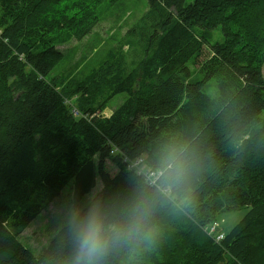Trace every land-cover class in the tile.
Here are the masks:
<instances>
[{
    "label": "trees",
    "instance_id": "16d2710c",
    "mask_svg": "<svg viewBox=\"0 0 264 264\" xmlns=\"http://www.w3.org/2000/svg\"><path fill=\"white\" fill-rule=\"evenodd\" d=\"M114 1L0 0V264H75L93 216L138 225L109 234L95 264H264V0H148L134 58L120 52L132 29L110 45L100 37L77 60L92 61L57 84L59 46ZM143 165L159 172L153 182ZM97 179L38 255L23 245L65 185L76 205ZM242 207L221 239L207 232Z\"/></svg>",
    "mask_w": 264,
    "mask_h": 264
},
{
    "label": "rangeland",
    "instance_id": "374dc122",
    "mask_svg": "<svg viewBox=\"0 0 264 264\" xmlns=\"http://www.w3.org/2000/svg\"><path fill=\"white\" fill-rule=\"evenodd\" d=\"M191 0H186L189 2ZM106 6V8H105ZM148 0H115L112 4H104L103 14L107 16L93 27L91 32L87 34L82 40H71L66 44L59 46L63 51L64 57L59 65H57L49 74L50 78H54L57 84L66 81V77L70 72L79 68L85 62H77L80 57L87 59L93 54L92 49L99 47L104 41L100 42V37L107 39L108 45L113 43L114 39L121 41L120 37L130 30V37L134 38V43L130 44V49L123 53L125 59L134 58L136 52L139 51L140 37L136 36V29L141 25L140 18L147 9ZM116 40V41H117ZM115 44V43H114ZM126 51V49H124ZM207 55L209 54L204 48ZM264 74V65L262 68ZM213 83V82H212ZM123 94H119L113 98L110 105L102 112L104 115L110 114L113 108L122 99ZM105 168L112 175L117 171L115 165L110 161H105ZM101 184L97 179L95 187L92 191L82 197L79 202L74 205L72 201V182H69L60 191L59 195L55 197L48 207L41 211V213L34 218L31 223L18 235L20 241L25 245L34 255H38L42 247L46 245L48 239L64 224L68 223L72 217L82 209L89 201L93 193H95ZM245 207L231 210L220 211L216 216V231L227 233L246 212Z\"/></svg>",
    "mask_w": 264,
    "mask_h": 264
},
{
    "label": "clouds",
    "instance_id": "9594fccd",
    "mask_svg": "<svg viewBox=\"0 0 264 264\" xmlns=\"http://www.w3.org/2000/svg\"><path fill=\"white\" fill-rule=\"evenodd\" d=\"M137 226L135 222L125 228L117 225H105L96 216L85 220L79 230L78 252L75 264H95L96 258L104 254L108 248L109 234L118 236Z\"/></svg>",
    "mask_w": 264,
    "mask_h": 264
},
{
    "label": "built area",
    "instance_id": "2783aa9c",
    "mask_svg": "<svg viewBox=\"0 0 264 264\" xmlns=\"http://www.w3.org/2000/svg\"><path fill=\"white\" fill-rule=\"evenodd\" d=\"M140 161H141L140 158H137L135 161L132 162L133 166H137L140 163ZM136 171L138 173H144L145 175H147L150 182H153L155 177L159 174L158 171L153 172L151 170H148L147 168H145L144 165L139 167V169H137ZM216 228H217V225H216V222L214 221L210 224L207 231L209 234H212L214 236L215 240H219L222 238L223 234L217 233Z\"/></svg>",
    "mask_w": 264,
    "mask_h": 264
},
{
    "label": "bare ground",
    "instance_id": "6f19581e",
    "mask_svg": "<svg viewBox=\"0 0 264 264\" xmlns=\"http://www.w3.org/2000/svg\"><path fill=\"white\" fill-rule=\"evenodd\" d=\"M112 154V153H111Z\"/></svg>",
    "mask_w": 264,
    "mask_h": 264
}]
</instances>
